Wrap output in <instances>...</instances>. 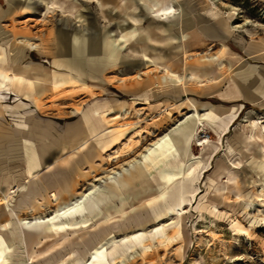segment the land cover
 Wrapping results in <instances>:
<instances>
[{
	"label": "rangeland",
	"instance_id": "obj_1",
	"mask_svg": "<svg viewBox=\"0 0 264 264\" xmlns=\"http://www.w3.org/2000/svg\"><path fill=\"white\" fill-rule=\"evenodd\" d=\"M70 1L77 6V17L63 15L60 10L53 12L49 0H12V4L0 0V48L12 58L16 74L26 70L36 82L42 101L39 112L30 101L0 93L1 190L5 194L15 190L12 196L17 199L19 191L36 175L51 193L62 188L59 184L65 177L70 185H78L80 192L92 188L96 177L100 179L96 188L104 189L112 169L122 171L142 160L140 154L149 144L194 114L181 115L178 111L191 99L206 110L199 112L202 122L188 150L194 159L202 158L206 163L193 166L191 187L180 199L185 200L181 208L186 209L182 235L156 246L146 259L138 258L136 263L264 264V205L249 204L258 201L256 190H264V149L253 142L246 149L241 143L251 137L249 127L254 121L264 126V0H173L177 15L160 23L169 27L174 38L170 42H162L164 34L151 21L152 12L142 0H104L105 5ZM232 15L237 18L235 24ZM183 20L193 23V33L200 34L206 46L191 47L182 38ZM229 27L231 33L227 32ZM150 34H157L154 39L158 43L149 40ZM64 37H68L66 56L59 53ZM76 37L83 38L76 42ZM26 45L33 46L19 57L24 53L20 46ZM224 45L231 53L225 71L194 80L188 62L217 56ZM109 48L116 55L117 70L107 69ZM186 56L192 57L186 61ZM93 63L97 72L91 76L94 67L89 64ZM180 79L185 80L189 96ZM81 86H91L95 97L68 96ZM97 103L105 106L97 111L99 120L104 115L120 116L104 132L90 116V107L94 109ZM32 117L53 122L61 133L82 120L91 121L92 140L59 161L55 158L59 151L55 156L49 151L45 163L51 168H47L32 137ZM203 140L209 144L201 146ZM52 175L57 176V183L50 179ZM159 182L158 174L154 186ZM218 186L227 189L216 193ZM239 191L242 199L238 198ZM165 207L164 201L154 202L146 209L131 211L125 219H114L113 235L119 240L128 233L151 232L161 224H171L178 219L176 213L150 226H140ZM54 212L55 208H46L45 215ZM1 225L0 221L4 234ZM168 232L172 235L171 229ZM1 234L3 242L7 238ZM58 249L52 264H60L70 253L83 254L78 248L72 252ZM18 253L27 257L24 248ZM43 257L47 253L36 256L33 264H39Z\"/></svg>",
	"mask_w": 264,
	"mask_h": 264
},
{
	"label": "bare ground",
	"instance_id": "obj_2",
	"mask_svg": "<svg viewBox=\"0 0 264 264\" xmlns=\"http://www.w3.org/2000/svg\"><path fill=\"white\" fill-rule=\"evenodd\" d=\"M5 1L12 4V0ZM89 1L90 3L106 4L104 0ZM142 2L152 12L151 21L157 24L158 31L164 34L162 42L173 41L174 38L169 35V27L160 26L161 22L174 18L178 13L173 0H142ZM48 4L53 12L60 10L63 15L77 17V6L70 0H49ZM236 21L237 18L232 15L231 22L235 24ZM182 25V38L191 47L208 44L200 34L193 33V23L183 20ZM227 25L229 26L230 23ZM227 32L231 33L230 27ZM156 35L150 34L149 36V40L153 44L158 43L154 39L157 37ZM82 38L76 37L75 41L79 42ZM62 43L59 53L66 56L68 37H64ZM32 46H20V49L24 51ZM223 48L224 50L217 56L192 58V62H188L194 80H203L211 75L219 76L225 71L228 63L227 58L231 53L226 45ZM24 54L25 51L18 55L23 57ZM187 54L188 52H186ZM108 56L110 61L106 65L107 69L117 70V59L112 48H109ZM191 57L186 56V61ZM89 66L94 67L89 75H96L97 65L93 63ZM13 68L12 58H9L6 50L0 48V93L5 92L10 95V98L15 96L19 100L30 101L41 112L42 101L38 96L36 82L28 76L26 70L21 74H16ZM138 78L140 79L141 76ZM163 81L166 80L163 79ZM179 83L184 85V92L188 95L189 90L186 88L185 80L180 79ZM154 85L151 84V87ZM84 94L95 97L91 86L73 89L72 94L68 96L76 98ZM133 105L134 103L132 107ZM159 106L160 104L157 105V107ZM6 108L10 109L11 107L7 106ZM104 108L105 106L98 103L94 109L90 107L91 118L98 125L101 124L103 132L120 119L118 115L116 117L104 115L99 120L97 111ZM109 110L114 111L113 109ZM203 110L206 109L199 107L194 100L189 99L184 102L179 107L180 114L184 115V112L186 115L194 114L149 144L140 154L142 160L130 163V168L123 167L122 171L112 169L107 175L109 182L104 189L96 188V183L100 181L96 177L90 184L92 188L80 192L78 190L81 189H78V185H70L65 177L62 179V184H59L62 188L51 193L38 175L35 176V180L29 181L19 191L20 195L17 199L12 196L16 193L15 190L5 194L4 190L0 188V221L2 232H4V234L1 232L0 234L7 238L0 242V264H33L37 262L36 256L41 257L46 253L47 257L40 258L39 264H52L51 260H54L55 250L58 248V250L63 248L67 251L71 249L70 252L78 248L83 253L82 256L70 253L69 257L60 264H138L136 263L138 258L146 259L149 252L156 246L166 245L177 238L179 239L183 228L181 223L186 214L184 212L186 209L181 208L185 200L180 199L184 198V193L191 187L194 177L192 175L194 173L193 166L201 167L206 163L202 158L194 159L188 150L197 125L202 122L199 112ZM111 114L109 112L108 115ZM203 118H206V114L202 116ZM29 121L33 130L32 137L46 167L45 159L49 151L53 150L52 155L55 156V151L58 150V157L55 156V158L56 161H59L65 156L80 151L92 140L91 121L85 123L82 120L76 125L68 126L67 130L62 133L57 130L53 122L43 123L35 117L30 118ZM249 128L252 131L251 137H245L241 143L246 149L249 148L250 142L255 143L259 149H264V126L254 121ZM200 143L201 146H204L209 144V141L203 140ZM185 160L192 161L187 164L188 162ZM47 168H51V165ZM158 174L161 182L155 187V178ZM56 177L52 175L50 179L55 180ZM57 180L54 182L57 183ZM225 189L227 188L218 186L216 193H221ZM172 192H174L173 195ZM254 195L258 201H252L249 204L254 205L260 202L264 205V190H256ZM243 197V193L239 191L238 198L242 199ZM115 200L119 203H116ZM160 201L166 202L167 207L156 215H149V218L140 226L143 228L147 225L150 226L152 222L162 221L169 215L174 216L175 213L178 218L176 221L168 225L161 224L151 232L128 233L119 240L113 235L111 224L114 219H125V216L131 211L138 208L146 209L150 204ZM46 208H55V212L51 216H46ZM262 220L264 221V218ZM170 229L172 235L168 232ZM110 246H113L111 260L108 258ZM22 248L27 252L25 259L18 253Z\"/></svg>",
	"mask_w": 264,
	"mask_h": 264
}]
</instances>
